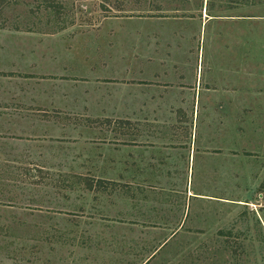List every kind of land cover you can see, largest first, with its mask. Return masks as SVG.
Segmentation results:
<instances>
[{"label": "rangeland", "instance_id": "rangeland-1", "mask_svg": "<svg viewBox=\"0 0 264 264\" xmlns=\"http://www.w3.org/2000/svg\"><path fill=\"white\" fill-rule=\"evenodd\" d=\"M146 46L194 49L192 71L204 47L200 62L215 65L208 86L218 92L199 103L197 126L221 151L193 186L210 200L192 203L180 229L178 216L161 231L105 228L65 215L87 186L77 167L0 149V264H264V0H0V74L121 56L108 49L143 56L132 51Z\"/></svg>", "mask_w": 264, "mask_h": 264}, {"label": "crops", "instance_id": "crops-1", "mask_svg": "<svg viewBox=\"0 0 264 264\" xmlns=\"http://www.w3.org/2000/svg\"><path fill=\"white\" fill-rule=\"evenodd\" d=\"M204 52L198 47L193 71L187 55L194 49L158 46L133 49L143 56L129 58L108 49L102 54L121 56L95 64L12 66L0 74V149L43 150L45 164L77 167L87 186L65 215L143 231L167 230L178 216L180 229L192 203L210 200L193 186L211 173L210 151H221L197 126L205 116L199 103L218 92L208 86L215 65L204 67ZM176 197L183 201L173 206Z\"/></svg>", "mask_w": 264, "mask_h": 264}, {"label": "trees", "instance_id": "trees-1", "mask_svg": "<svg viewBox=\"0 0 264 264\" xmlns=\"http://www.w3.org/2000/svg\"><path fill=\"white\" fill-rule=\"evenodd\" d=\"M12 206V205H11Z\"/></svg>", "mask_w": 264, "mask_h": 264}]
</instances>
